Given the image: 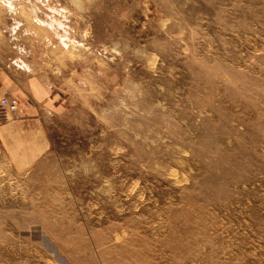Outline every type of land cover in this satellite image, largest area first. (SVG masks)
I'll return each instance as SVG.
<instances>
[{"label": "rangeland", "instance_id": "1", "mask_svg": "<svg viewBox=\"0 0 264 264\" xmlns=\"http://www.w3.org/2000/svg\"><path fill=\"white\" fill-rule=\"evenodd\" d=\"M7 71L53 106L0 264H264V0H0Z\"/></svg>", "mask_w": 264, "mask_h": 264}, {"label": "crops", "instance_id": "2", "mask_svg": "<svg viewBox=\"0 0 264 264\" xmlns=\"http://www.w3.org/2000/svg\"><path fill=\"white\" fill-rule=\"evenodd\" d=\"M43 84L41 78L25 72H0V99L11 93L20 106L18 112L0 122V162L11 159L22 165L32 164L49 152L44 116L52 101Z\"/></svg>", "mask_w": 264, "mask_h": 264}, {"label": "built area", "instance_id": "3", "mask_svg": "<svg viewBox=\"0 0 264 264\" xmlns=\"http://www.w3.org/2000/svg\"><path fill=\"white\" fill-rule=\"evenodd\" d=\"M19 103L12 98L0 99V122L3 121L8 114H15L19 111Z\"/></svg>", "mask_w": 264, "mask_h": 264}]
</instances>
